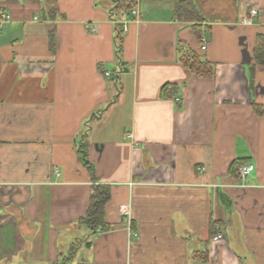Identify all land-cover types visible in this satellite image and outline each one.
Returning a JSON list of instances; mask_svg holds the SVG:
<instances>
[{"label": "crops", "instance_id": "0c3cea01", "mask_svg": "<svg viewBox=\"0 0 264 264\" xmlns=\"http://www.w3.org/2000/svg\"><path fill=\"white\" fill-rule=\"evenodd\" d=\"M194 2L198 41L172 0L134 2L136 18L121 0H57L56 19L43 0H0V264H264V67L249 72L264 0ZM188 50L213 78L181 64ZM235 160L254 165L245 185ZM97 186L110 197L92 231Z\"/></svg>", "mask_w": 264, "mask_h": 264}, {"label": "trees", "instance_id": "16d2710c", "mask_svg": "<svg viewBox=\"0 0 264 264\" xmlns=\"http://www.w3.org/2000/svg\"><path fill=\"white\" fill-rule=\"evenodd\" d=\"M44 4L48 8L47 15L50 19H56L57 16V0H43ZM135 4L132 0H121V5L117 6L116 11L119 10V13L124 15H129L134 9ZM110 20L115 24L116 13L111 9H107ZM1 15V12H0ZM172 17L179 22H188L192 23L191 30L194 37L198 41L201 35L200 24L205 22V17L200 11V9L195 4L194 0H172ZM119 26H115L116 36L114 38V48L115 55L119 60L123 38L122 33L120 32ZM49 48L53 52L55 48L54 44V29L49 32ZM253 63L249 69L250 72V84L253 83L255 68L257 66L264 67V38L262 36H257L255 40L254 48L252 49ZM181 64L185 66L193 75L203 78H213L214 77V65L207 62L200 56L192 54L189 50L183 54L180 58ZM174 91V88L171 86H164L161 91V96L164 97L167 92ZM254 111L257 115H261L262 110L259 106H254ZM84 147L82 143L81 149ZM82 161L86 167H90V164L86 161V156L82 153ZM245 165L244 160H235L230 165L228 174L233 177H238V170L241 166ZM109 192L103 187H93L92 194L89 198V206L86 212V215L82 222L92 231H95L97 228L102 230L106 229L104 222V208L106 203L109 200ZM210 235L213 236V229L210 226ZM194 259L202 264L207 263L209 257L206 252L196 253Z\"/></svg>", "mask_w": 264, "mask_h": 264}, {"label": "built area", "instance_id": "2783aa9c", "mask_svg": "<svg viewBox=\"0 0 264 264\" xmlns=\"http://www.w3.org/2000/svg\"><path fill=\"white\" fill-rule=\"evenodd\" d=\"M134 2H138V0H132ZM256 13L257 11L252 9L250 10L249 12V15H250V18L251 17H255L256 16ZM131 15L132 17L136 18L137 15H138V12H137V9L134 8L132 11H131ZM10 22V17H9V14L8 13H2L0 15V31L1 29L4 27V25L8 24ZM243 25H251V21L249 18H243L242 22H241ZM88 30L90 33H95L96 32V28L95 26H89L88 27ZM126 30H127V26L125 23H123L121 25V32L123 33H126ZM206 49V41L202 38L200 40V50L201 51H204ZM104 77L106 79H109L112 77V74L105 71L103 73ZM254 170V165L252 164H245L243 166H241L238 170V179L239 181L242 183V185H245L247 183V180L249 178V175L253 172ZM122 220L123 222L126 224L127 228H128V231L130 230V234H131V228H130V225H131V215H130V212L129 210L127 211H124L122 212ZM99 231V229H98ZM133 234V233H132ZM222 239V236L221 235H216V237L214 238V240H221Z\"/></svg>", "mask_w": 264, "mask_h": 264}]
</instances>
